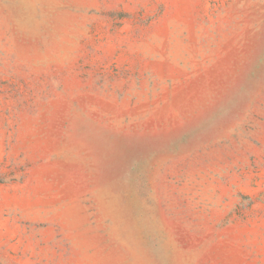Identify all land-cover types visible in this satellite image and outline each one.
<instances>
[{
  "label": "rangeland",
  "instance_id": "374dc122",
  "mask_svg": "<svg viewBox=\"0 0 264 264\" xmlns=\"http://www.w3.org/2000/svg\"><path fill=\"white\" fill-rule=\"evenodd\" d=\"M0 264H264V0H0Z\"/></svg>",
  "mask_w": 264,
  "mask_h": 264
}]
</instances>
